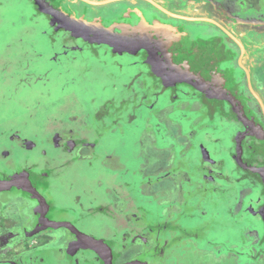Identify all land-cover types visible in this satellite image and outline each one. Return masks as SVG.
<instances>
[{"label": "flooded vegetation", "instance_id": "1", "mask_svg": "<svg viewBox=\"0 0 264 264\" xmlns=\"http://www.w3.org/2000/svg\"><path fill=\"white\" fill-rule=\"evenodd\" d=\"M21 1L43 17L49 29L42 34L51 45L60 43L53 58L59 64L93 53L117 68L115 80H126L111 100L119 102L113 124L140 118L142 107L144 113L178 103L189 107L193 137L182 133L181 139H192L193 156L180 162V185L198 199L186 214L165 222L151 218V208L131 206L120 191L108 193L107 203L74 201L67 219L53 217L50 191L61 186L70 157L62 153L58 164L52 158L30 163L29 156L18 161L14 148L27 147L29 138L12 140V148H0V161H8L0 162V264H167L179 249L190 251L192 262L198 251L218 249L221 240L216 231L205 233L203 216L182 222L194 219L205 202L213 215L233 214L235 257L264 264V202L253 200L264 198V0ZM168 121L166 127L186 129L181 120ZM196 126L208 131L206 139L195 137ZM60 146L89 166L99 158L98 139L74 135ZM206 256L196 264H241L230 255Z\"/></svg>", "mask_w": 264, "mask_h": 264}, {"label": "rangeland", "instance_id": "2", "mask_svg": "<svg viewBox=\"0 0 264 264\" xmlns=\"http://www.w3.org/2000/svg\"><path fill=\"white\" fill-rule=\"evenodd\" d=\"M44 29H49L45 20L36 16L27 3L0 0V148L7 145L10 149L12 140L29 138L27 147L17 145L14 148L18 161L29 156L30 163L44 164L46 158H52L58 164L63 154L70 157V162L65 163L61 186L50 191L55 206L50 210L53 217L67 219L70 212L67 208L74 201L107 203L108 193L110 197L120 191L127 194L121 196L123 199L132 200L131 206L151 208V218L158 220L160 217L161 222L169 221L168 218L178 219L182 211L189 210L188 203L195 204L198 199L191 195L190 188L180 185L184 176L180 162L193 156L192 139H181L182 133L185 138L193 137L192 128H189L191 114L186 110L189 107L178 103L170 109L164 104L158 113H144L145 107H142L138 112L140 118L128 121V114H125L128 122L124 118L113 124L110 115L117 110L119 102L111 100L126 80H115L113 75L118 73L117 68L111 62L100 63L93 53L75 62L61 58L59 64L53 58L54 52L60 50V43L53 47L50 38L42 34ZM140 87L139 81L137 88ZM100 113L105 116L108 113L109 117L102 118ZM168 120H181L186 129L179 125L166 127L170 124ZM62 128L65 129L61 130V135L58 129ZM195 129L199 130L195 137H208L204 128L196 126ZM220 134V131L215 132V136ZM74 135L80 139H98L99 158L92 161V166L85 158L72 159L60 146L63 140ZM211 149L216 150V145L212 148L211 144ZM168 172L173 174L157 181L156 177ZM176 178L178 185L173 184ZM254 196L258 204L264 202L262 196ZM201 206L193 211L194 219L182 222L193 224L203 216L205 233L217 232L221 239L217 241L219 248L211 247L208 254L198 251L192 262H187L190 251L179 249L169 255L167 264H196L195 260L202 262L206 255L213 260V256L218 258L224 254L233 256L232 260L237 258L241 264L250 262L245 255L235 257L237 255L232 252L234 247L229 241L238 231L233 214L228 210L229 213L221 216L213 215L215 210L211 204L208 206L205 202ZM167 213L171 217H166Z\"/></svg>", "mask_w": 264, "mask_h": 264}, {"label": "water", "instance_id": "3", "mask_svg": "<svg viewBox=\"0 0 264 264\" xmlns=\"http://www.w3.org/2000/svg\"><path fill=\"white\" fill-rule=\"evenodd\" d=\"M39 3H40V2H39ZM68 18H69V20H70V22H71L72 24H84L85 27H86L88 30L93 31V30L91 29L90 25H87V24H85V23H81L79 19H76L75 17H69V16H68ZM93 32H94V31H93Z\"/></svg>", "mask_w": 264, "mask_h": 264}, {"label": "bare ground", "instance_id": "4", "mask_svg": "<svg viewBox=\"0 0 264 264\" xmlns=\"http://www.w3.org/2000/svg\"><path fill=\"white\" fill-rule=\"evenodd\" d=\"M105 31V30H104ZM75 67V66H74ZM73 69V68H72ZM89 71V70H88Z\"/></svg>", "mask_w": 264, "mask_h": 264}]
</instances>
